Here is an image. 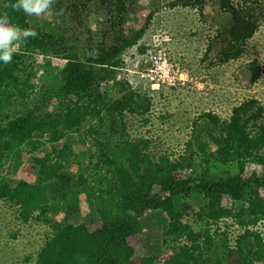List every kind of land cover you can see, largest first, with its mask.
I'll list each match as a JSON object with an SVG mask.
<instances>
[{"label":"trees","instance_id":"obj_1","mask_svg":"<svg viewBox=\"0 0 264 264\" xmlns=\"http://www.w3.org/2000/svg\"><path fill=\"white\" fill-rule=\"evenodd\" d=\"M41 15L44 25L31 23L29 15L13 10L14 0L0 4V15L9 23L37 32L20 42L8 64L0 62V200L16 207L22 223L43 222L51 230L39 250L35 264H257L264 261V238L255 227L264 221V106L255 98L235 106L228 119L208 112L215 127L209 142H201L199 153L204 164L215 159L222 164L237 162L239 172L219 177L203 174L195 179L193 140L179 150L170 143L163 151L154 150L155 141L133 136L128 130L129 115L144 117L151 111L152 98L132 89L117 99L108 97L96 77L94 66L111 74L124 68L123 55L141 41L155 12L141 28L126 34L128 15L135 6L152 0H64V12L76 28L82 29L85 17L104 14L99 40L88 39L82 58L70 38L53 31L52 6ZM217 1L223 12L231 14L230 24L214 37L220 40L218 61L222 64L241 58L246 44L258 31L264 18V0H175L171 8L183 7L203 13L208 2ZM146 52V47L140 49ZM212 50L209 46L207 53ZM48 53L65 63L61 70L62 93L57 112H45L39 105L18 113L37 92L39 69L36 58ZM256 64L253 62L251 67ZM256 72V69H255ZM198 120V119H197ZM195 120L194 125L197 123ZM108 126L107 138L97 134ZM73 134L91 139L95 162L78 176L72 174L70 160L78 147ZM50 146L47 150L45 147ZM31 155L38 172L26 173L12 185L4 169L18 152ZM251 168V170H249ZM256 185V187H254ZM83 186L92 194L99 220L93 225H63L49 217L50 202L66 198ZM160 187V193L155 192ZM254 187L250 197L247 190ZM200 189L208 203L196 218L207 228L186 219L184 210L175 208L173 196ZM241 201L236 210L235 203ZM153 209L169 217L165 237L179 243L175 252L161 258L146 254L139 241L142 218ZM238 226L240 232L221 231ZM215 228V231L212 230ZM215 234V235H214ZM225 236L224 256L211 257L216 237ZM234 235V236H233ZM233 236V237H232ZM184 239V240H183ZM211 254L207 257V254ZM30 260V258L28 259Z\"/></svg>","mask_w":264,"mask_h":264},{"label":"rangeland","instance_id":"obj_2","mask_svg":"<svg viewBox=\"0 0 264 264\" xmlns=\"http://www.w3.org/2000/svg\"><path fill=\"white\" fill-rule=\"evenodd\" d=\"M4 1L0 0V4ZM173 1L175 0H152L137 4L128 15L126 34L130 35L132 31L144 26L148 15L155 12L150 27L139 44L127 49L123 55L124 68H112L111 74L107 75L101 67L94 66L96 77L104 84L111 99L120 98L129 88L128 84L132 89L152 98L151 111L145 116L149 120L147 123L142 119L144 117L128 116L127 125L131 135L153 138L154 150L158 152L168 147L166 143L179 150L186 149L187 142L192 139L195 158L191 173H194L195 179L203 174L211 177L236 174L239 172L237 162L222 164L215 159L209 165L202 162L199 153L201 142H209V152L215 148L210 139L215 127L204 115L211 112L222 120L228 119L235 106L252 98L264 106V18L261 19L258 31L246 44V51L241 58L222 64L217 59L222 44L214 37L219 30L230 24L231 14L221 11L217 1L208 2L203 13L181 6L171 8L170 3ZM64 8V0L52 6L53 31L68 36L71 43L78 46L82 58H85L88 39L92 34L95 41L99 40L105 16L93 13L90 17H85L84 27L78 30ZM30 19L33 25H44L41 15H32ZM156 37L162 40V46L154 45L153 39ZM19 44L20 42L15 46ZM142 46L146 47V52L140 50ZM209 46L212 50L207 53ZM149 49H152V54L148 53ZM32 58H36V66L40 72L37 92L26 104L21 102L17 105L18 113L36 105L45 112H57L63 97L61 70L65 62L51 53ZM165 59L169 66L158 71L154 61L162 63ZM253 62L256 64L254 68L251 67ZM148 73L156 75L157 80L150 79ZM155 82L159 83V88L153 87ZM195 120L197 123L194 125ZM107 132L108 126L97 136L106 139ZM71 140L78 149L70 160L69 170L78 176L85 167H90L95 162L91 146L93 141L83 134H73ZM45 148L49 150L50 146ZM37 172L31 155L25 151L18 152L4 169V175L12 185L26 173L36 175ZM261 179L264 182V174H261ZM254 187L247 190L249 197ZM155 192H161L159 186H155ZM173 200L178 210L183 211L185 204L190 205L191 209L184 213L186 219L196 224L198 222L202 229L207 228L195 214L200 213L208 203L202 190L175 195ZM241 203H235L236 210L241 207ZM49 214L54 221L63 225H93L99 220L93 196L83 186L77 187L64 199L51 200ZM142 221L143 231L139 235V241L146 254L161 258L166 251L172 253L178 250L179 243L164 235L170 222L164 211L153 209ZM255 228L264 238V221ZM225 230L235 234L241 231L237 225L230 230L222 225L220 232ZM214 231L215 228L212 232ZM50 233L49 226L43 222L22 223L18 219L16 207L0 200V264H35L37 254ZM225 238L217 235L215 244L219 249L215 248L214 253H208L207 257L211 255L210 258L217 260L224 256ZM257 264H264V261Z\"/></svg>","mask_w":264,"mask_h":264},{"label":"clouds","instance_id":"obj_3","mask_svg":"<svg viewBox=\"0 0 264 264\" xmlns=\"http://www.w3.org/2000/svg\"><path fill=\"white\" fill-rule=\"evenodd\" d=\"M54 0H14L13 10L23 11L26 15H40L44 13ZM37 32L31 28H21L9 23V17L0 15V62L8 64L16 52V44L35 38Z\"/></svg>","mask_w":264,"mask_h":264},{"label":"built area","instance_id":"obj_4","mask_svg":"<svg viewBox=\"0 0 264 264\" xmlns=\"http://www.w3.org/2000/svg\"><path fill=\"white\" fill-rule=\"evenodd\" d=\"M153 41H154V45L155 46H162V40H160V38H155V39H153ZM148 53L149 54H152V49H149L148 50ZM152 57V56H151ZM154 64H156V68H158V71L159 70H163V68H165V67H167V66H169V62H168V60L167 59H165V61L164 62H159V60H155L154 61ZM149 71L151 72V69H149ZM153 71V70H152ZM155 74H156V71H155ZM148 75L150 76V79H152L153 81H156L157 80V78H156V75H151V74H149L148 73ZM159 80V79H158ZM163 81H165L164 79H163ZM155 86L157 87V88H159L160 87V85H159V83H156L155 82V84H154V88H155Z\"/></svg>","mask_w":264,"mask_h":264}]
</instances>
